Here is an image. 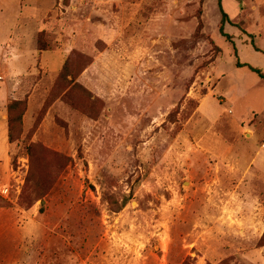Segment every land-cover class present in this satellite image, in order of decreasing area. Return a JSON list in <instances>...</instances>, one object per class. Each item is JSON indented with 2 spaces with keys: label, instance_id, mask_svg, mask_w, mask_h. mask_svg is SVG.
I'll use <instances>...</instances> for the list:
<instances>
[{
  "label": "rangeland",
  "instance_id": "374dc122",
  "mask_svg": "<svg viewBox=\"0 0 264 264\" xmlns=\"http://www.w3.org/2000/svg\"><path fill=\"white\" fill-rule=\"evenodd\" d=\"M223 7L0 0V264H264V0Z\"/></svg>",
  "mask_w": 264,
  "mask_h": 264
},
{
  "label": "trees",
  "instance_id": "16d2710c",
  "mask_svg": "<svg viewBox=\"0 0 264 264\" xmlns=\"http://www.w3.org/2000/svg\"><path fill=\"white\" fill-rule=\"evenodd\" d=\"M221 12H222V20H221V26H220V32L222 35L226 36L227 39L232 40L233 37L225 32V25L227 23H231V19L228 15V13L225 11L224 7H223V0H218ZM48 42L47 40H45L44 38V32L41 31L39 34V39H38V51L39 53L45 52L48 50ZM255 48L258 51H261L260 48L256 47ZM237 67H249L252 71L256 72L261 78L264 79V72L257 67H254L248 63H243L240 60L237 61L236 63ZM23 101L21 100H16L14 101L11 105H10V110H15L17 108H19L21 105H23ZM22 119H23V115H17V116H10V132H9V138L13 139L15 137V127L17 124H21L22 125Z\"/></svg>",
  "mask_w": 264,
  "mask_h": 264
}]
</instances>
